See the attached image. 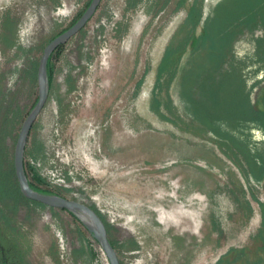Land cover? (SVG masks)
<instances>
[{
  "label": "rangeland",
  "instance_id": "rangeland-1",
  "mask_svg": "<svg viewBox=\"0 0 264 264\" xmlns=\"http://www.w3.org/2000/svg\"><path fill=\"white\" fill-rule=\"evenodd\" d=\"M89 1L0 0V146L13 160L39 94L29 73ZM193 1L101 0L54 54L53 87L26 143L29 182L38 173L62 196L95 206L121 264H264V176H256L264 169V127L217 112L203 119L187 95L213 104L212 90L236 69L257 120L264 111V2L244 10L230 0H200L205 16L193 42L200 46L205 18L216 28L229 23L236 35L216 74L203 72L191 89L193 44L161 77L159 66L169 43L184 37L175 34ZM250 10L257 15L248 20ZM13 110L19 117L12 125ZM57 177L63 186L51 183ZM1 205L0 227L23 264H102L97 239L68 211L15 207L11 199Z\"/></svg>",
  "mask_w": 264,
  "mask_h": 264
},
{
  "label": "trees",
  "instance_id": "trees-1",
  "mask_svg": "<svg viewBox=\"0 0 264 264\" xmlns=\"http://www.w3.org/2000/svg\"><path fill=\"white\" fill-rule=\"evenodd\" d=\"M91 1L92 0H90L89 3L87 4L88 6L91 3ZM186 1L187 0H182V4H185ZM230 1L232 4L231 7H235V8L241 7L242 9L247 10L251 6V2H254L255 0H230ZM257 1L264 2V0H257ZM132 3L133 2H131V4ZM218 7L219 5H217V8ZM252 11L253 10L246 11L248 12V14L246 13L247 15H245V12L242 11L243 13L242 15L247 16L249 20V16L256 17L257 15L256 10H254L253 12ZM204 13H203L202 2H200V0H194L189 8V12H188L185 22L182 24V26L179 27V29L177 30L175 34V36L176 35L178 36L182 34L183 32H185L183 35L184 37L182 38L181 42L177 46H174V43H173L174 41L173 42L171 41V43H169V45L167 46L165 50L161 64L159 66L160 77L166 71L169 72L170 67L174 63H176L177 60L179 59L178 53L186 49V47L189 44L194 45L193 51L195 52V54H194L193 60L195 61V64L194 62L193 64L196 65L194 70L195 71L197 70L195 73L192 72L191 75L188 76L185 80L186 84L188 83V81L190 82V84L192 83L191 89L196 83L197 78L198 77L200 78L202 76L203 72H206V74L210 78H212L216 74V72L220 69L222 63L226 61L228 50L230 49L232 41L234 40V37L236 35L235 32L227 29V25L229 23L220 28H216V25L213 24L214 19L207 21L208 18H205L204 19L205 34L201 37L200 46L196 42H193V39L195 36V30L197 29L198 25H200V23L202 22L205 16ZM82 14L83 12L82 13L80 12L78 15V18H76L75 21L69 27L62 30L59 34L69 29L76 21H78V19L80 18ZM59 34H57L56 36H58ZM56 36H54L53 39ZM62 46L63 44L60 45L58 48H56L52 52L49 58V61H48V78H49L50 90L53 87L54 70H55L52 59H53L54 54H56L59 50H61ZM20 49L21 51L24 50V48L22 47ZM200 65H203V66H200ZM38 67H39V63L35 64L32 71H30L29 73L32 81L37 80L38 82V78H37ZM230 73L231 74L226 76L228 79L227 81L222 80L220 82V84L218 85V88L216 89L217 91L215 89L212 90L211 94L213 97V102H214L213 104L205 103V104L200 105L191 96L192 91L191 93L187 94L189 96L188 97L189 101L193 103V112L195 110V111H198V113H201V117L203 119H206V118L209 119L211 117V113L213 114V112H217L218 116H220L221 113H223L222 116H227L230 119L239 118V119L246 120L249 123L253 121V122L258 123L260 126L264 127V111H260V113L258 112L259 117L257 118V120H255V118L252 115L253 105L250 100V95H243L244 82L242 80L241 72L238 71L237 73V70L233 69L232 72ZM231 76H232V79H231ZM263 101H264V98H263ZM155 103H156V108H157L156 110L159 112L160 107L162 106V102L155 99ZM8 113H14L12 117L13 119L12 125L15 124V121H16L15 118L19 117L18 112H15L13 110ZM8 118L9 117H7V119ZM9 122H10L9 120H6L3 122L2 139H5L7 135L4 132L6 131L7 128L9 129V127L7 126ZM211 127L213 126L211 125ZM233 140L236 142V144L238 143V141H236L235 139ZM244 148L247 151V155L253 161V164L255 165V167L260 168L258 166L257 157L251 155L250 150L247 147H244ZM256 176L263 177L264 169L259 174L257 173ZM30 184L36 191H39V192L48 193V194H58V195L64 194L62 190H57V189H53L52 187H50L45 181V179L42 178L41 175L38 173H33V178L32 180H30ZM10 199L13 201L15 207L18 206L20 203H25V204L27 203V204H30V205H33L39 208L47 207L45 204L35 201V200H31L22 194L20 187H19L17 177H16L14 160L12 158V151L9 147L3 145V147L0 146V206H2L1 205L2 203ZM91 207L99 214V216L103 219L107 228L109 229V225L106 222L104 216L101 214V212L95 206H91ZM0 215L1 217H4L3 210L1 208H0ZM71 215L74 216L78 220L80 219L73 214ZM80 221L82 220L80 219ZM110 240L113 246L116 248L115 243L112 241V239Z\"/></svg>",
  "mask_w": 264,
  "mask_h": 264
},
{
  "label": "water",
  "instance_id": "water-1",
  "mask_svg": "<svg viewBox=\"0 0 264 264\" xmlns=\"http://www.w3.org/2000/svg\"><path fill=\"white\" fill-rule=\"evenodd\" d=\"M100 2L101 0H92L87 9L78 19V21L69 29L52 39L44 48L43 54L40 58L37 75L39 87L38 99L33 109L25 118L18 133L14 148V165L20 190L25 197L41 202L47 207L66 210L69 213L80 218L105 250L109 259V263L121 264L117 250L113 246L109 238L107 226L103 219L99 216V214L91 206L80 201L70 199L58 194H48L36 191L29 182L24 163L26 143L30 131L49 96V58L56 48L66 43L71 37L82 30L85 24L96 12Z\"/></svg>",
  "mask_w": 264,
  "mask_h": 264
},
{
  "label": "flooded vegetation",
  "instance_id": "flooded-vegetation-1",
  "mask_svg": "<svg viewBox=\"0 0 264 264\" xmlns=\"http://www.w3.org/2000/svg\"><path fill=\"white\" fill-rule=\"evenodd\" d=\"M16 248L17 246L15 247L13 241L6 234L4 229L0 227V264H23Z\"/></svg>",
  "mask_w": 264,
  "mask_h": 264
},
{
  "label": "built area",
  "instance_id": "built-area-1",
  "mask_svg": "<svg viewBox=\"0 0 264 264\" xmlns=\"http://www.w3.org/2000/svg\"><path fill=\"white\" fill-rule=\"evenodd\" d=\"M31 177H33V174H31ZM51 183L63 186V184L65 183V180L60 177H57L54 181H51ZM97 243H98V247L96 249V252L98 254V260H100L102 264H110L105 250L103 249V247L101 246L99 242Z\"/></svg>",
  "mask_w": 264,
  "mask_h": 264
}]
</instances>
